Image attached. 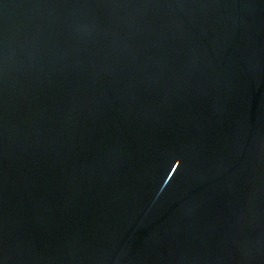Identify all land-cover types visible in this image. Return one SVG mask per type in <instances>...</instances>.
I'll return each mask as SVG.
<instances>
[{
    "label": "water",
    "instance_id": "1",
    "mask_svg": "<svg viewBox=\"0 0 264 264\" xmlns=\"http://www.w3.org/2000/svg\"><path fill=\"white\" fill-rule=\"evenodd\" d=\"M0 264H264V0H0Z\"/></svg>",
    "mask_w": 264,
    "mask_h": 264
}]
</instances>
